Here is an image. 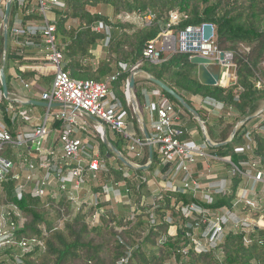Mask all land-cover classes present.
<instances>
[{
    "label": "built area",
    "instance_id": "built-area-1",
    "mask_svg": "<svg viewBox=\"0 0 264 264\" xmlns=\"http://www.w3.org/2000/svg\"><path fill=\"white\" fill-rule=\"evenodd\" d=\"M25 2L18 0L21 7ZM35 2L31 12H38L43 20L23 26L21 19H16L11 45L22 56L24 50L38 51L53 68L54 78L50 88L39 90L18 77L32 94L29 100L11 94L5 98L0 90V264H28L30 255L44 249L42 239L19 235L27 223L19 205L26 195L42 200L47 209H51V205L68 204L71 212L61 209L58 227L78 214L86 216L91 228L98 227L107 212H115L118 206L127 207L128 219L133 221L147 209L149 229L168 226L167 233L173 238L182 232L183 242L178 252L184 257L190 252L205 254L220 248L231 233L249 235L262 227L260 223L264 216H258L257 211L264 204V169L263 159L256 152L255 138L256 135L264 137V108L251 117L241 118L227 103L212 97H197L198 105L208 117L230 121L238 118L225 143L240 140L234 152L246 159L236 163L230 157H219L209 152L219 143L211 142L206 131L204 141H196V131L187 128V115L183 109L172 103L160 88L149 89V78L140 76V63L131 69V74L142 81L140 86H143V107L149 117V126L146 125L149 138L144 133L143 117L140 135L132 133L124 105L113 94V84L119 73L98 82L75 80L64 70V57L56 48V26L54 20L48 18V13L65 8L66 0ZM5 9L6 0H0V14ZM126 15L127 19L132 16ZM134 16L144 26H149L154 19L152 13L145 17L134 13ZM182 18L181 14L172 12L167 29L160 39L146 46L143 56L153 63L161 61L162 53L180 52L191 57L210 58L221 66L220 86L236 83V53L218 49L215 30L214 37L205 41L202 38L205 24L172 34L171 29L179 26ZM94 29L110 32L103 23ZM108 43L109 38L105 46ZM240 48L242 53L250 52L249 47L242 45ZM120 67L123 71L128 69L126 64ZM129 84L130 79L125 84L124 93L131 106L136 98ZM255 87L264 91V80L257 77ZM30 100L47 104L42 107L44 113L37 106L26 105ZM235 100H239L238 93ZM252 120L256 123L253 121V124ZM199 122L205 129V121ZM108 128L112 136L122 139L124 157L133 167L119 164L117 156L107 146L114 156L102 152L105 138L111 144ZM150 148L153 160L148 159L142 165ZM154 156L156 168L151 172ZM224 166L229 167L230 179L220 175V168ZM138 170L149 172L151 178L140 175ZM114 172L121 173L122 179L117 181ZM237 178L249 180L250 184H240L234 193L232 181ZM6 183L11 185L8 199ZM142 186H145L143 192H149L150 199L144 194L136 201L133 188L139 190ZM233 195L231 209L212 208L218 199ZM185 198L192 201L187 203ZM43 231L46 235L45 227ZM130 251L119 264H130Z\"/></svg>",
    "mask_w": 264,
    "mask_h": 264
},
{
    "label": "trees",
    "instance_id": "trees-1",
    "mask_svg": "<svg viewBox=\"0 0 264 264\" xmlns=\"http://www.w3.org/2000/svg\"><path fill=\"white\" fill-rule=\"evenodd\" d=\"M35 3V0H26L22 7L18 0L12 3L5 66L10 93L13 80L10 75L11 67L14 64L17 66L25 64L22 61L24 56L11 45V32L16 19H21L23 26L37 24L43 20L38 12H31ZM98 6L112 8L114 16L139 13L145 17L152 13L154 19L149 26L137 28L133 24L122 23L119 19L113 22L109 16L92 13L90 9ZM52 12L56 15L53 23L56 26V48L64 57V70L73 79L104 82L116 73L120 74L113 84V94L124 105L132 133H137L135 130L137 120L133 108L127 104L124 88L127 80L132 76L131 69L140 63L139 71L164 82L183 98L187 99L191 95L212 97L231 105L241 118L253 116L264 103V91L255 87L257 77L264 80V0H66L65 8L53 9ZM172 12L183 16L180 25L173 27L172 32L177 33L190 26L200 27L204 24L214 26L215 44L218 49L236 53V83L228 87L202 85L194 73L196 66L191 64L190 54L162 53L159 63H153L143 56L146 46L160 39L167 29ZM70 21L78 24L70 25ZM100 23L110 28V32L108 33L106 29L95 31L94 28ZM108 38L109 43L105 46ZM242 45L249 47L250 52L242 53L240 48ZM103 47L107 56L100 59L97 65L93 64L96 56L92 51ZM3 60L4 34L1 27L0 70ZM121 64L127 65V71L121 69ZM16 73L24 81H30L33 77V74L21 72L19 67ZM147 82L156 88L150 81ZM138 83L136 81L134 94L141 108L144 97ZM0 90H2L1 83ZM237 93L238 101L235 100ZM163 94L172 103L180 106L173 97L165 92ZM4 102L6 103V100ZM185 112L189 114L186 110ZM199 114L204 120L202 113ZM237 120L238 118L232 121L219 119L214 122L213 128H217L216 130L207 123L211 139L219 144L226 142ZM255 139L256 152L264 159V137L256 135ZM240 142L236 140L232 144L212 149L219 155L228 156L238 163L246 159L234 152L235 145ZM111 143L126 156L122 139L116 136ZM101 150L103 153L107 152L110 157L114 156L105 144L101 145ZM148 159L149 153L146 154L142 165H145ZM118 163L122 164L119 160ZM155 168L154 156L149 171L153 172ZM137 172L140 175L146 174L143 170ZM114 174L117 181L122 179L121 173L114 172ZM238 183L236 181L232 188L234 193L240 185ZM4 186L8 199L11 197V185L6 183ZM143 188L145 186L139 190L133 188L136 201L144 194L150 199L149 192H143ZM187 198H185L187 203L192 201ZM233 200L234 195L218 199L212 208L231 209ZM19 205L27 218L25 227L19 232L20 237L36 236L44 243V249L28 257V264H119L120 260L129 254V250H131L130 264H264V228H256L249 235L240 232L231 233L220 248L205 254L190 252L184 257L178 252L183 242L182 232L173 238L167 233L168 226L149 229L147 209L133 221L128 219L129 209L126 207L128 211L123 212L124 206H118L117 208L120 209L118 213L109 210L98 227L91 228L83 214L66 220L62 227H58L57 220L62 214L61 209L65 208L66 213L71 212L68 204L51 205V209H47L42 200L26 195ZM257 215L264 216V204L257 211ZM44 227L46 235H44Z\"/></svg>",
    "mask_w": 264,
    "mask_h": 264
},
{
    "label": "water",
    "instance_id": "water-1",
    "mask_svg": "<svg viewBox=\"0 0 264 264\" xmlns=\"http://www.w3.org/2000/svg\"><path fill=\"white\" fill-rule=\"evenodd\" d=\"M13 1L14 0L7 1L4 20H3L4 60H3V66L0 70V81H1L2 91H3L5 98H9V94H10L8 82H7V76L5 72V66H6V52H7L8 43H9L8 23H9V17H10ZM214 30L215 28L213 25L205 24L203 26L202 38L205 41H209L210 39H212V37H214ZM190 62L191 64L196 66V71L194 73L195 75H197L198 80L200 81L202 85L209 86V87H217V86L222 85L221 66L220 64L217 63L216 60L196 55V56L190 57ZM149 81L155 86H157L158 88H160L163 92L173 97L183 109H185L187 112H189L190 114H192L193 116H195L196 118L200 120V114L198 113V111L195 110L186 101V99L183 98L180 94H178L175 90H173L167 84H165L164 82L158 80L157 78L153 76H149ZM135 86H136V78L135 76H131L129 89L133 95H134ZM26 105L46 107L47 104L43 102H37L34 100H30L29 102L26 103ZM132 106H133V109L137 116L138 121L141 122V116L138 113V105L135 99H133ZM143 128H144V133H145L146 138H149V134H148L146 126L144 125ZM233 135H235V132L233 133ZM104 144L111 149V151L117 156L118 160L122 164L128 167H133L132 164L126 160L122 152H120L116 147H114L112 144L108 142L107 138H105ZM227 144L228 143H224L222 145H227ZM149 159L151 161L153 160L152 148H150V151H149Z\"/></svg>",
    "mask_w": 264,
    "mask_h": 264
},
{
    "label": "crops",
    "instance_id": "crops-1",
    "mask_svg": "<svg viewBox=\"0 0 264 264\" xmlns=\"http://www.w3.org/2000/svg\"><path fill=\"white\" fill-rule=\"evenodd\" d=\"M40 54H24L23 56V62L25 63L24 65L21 66H17L16 64H14L11 69H10V75L12 76V92L10 93L11 95H13L15 98L18 99H22V100H29L32 97V94L29 93L24 86L18 81V75L16 73V69L19 67V70L25 74H33V77L30 79V81H25L27 83H31L32 85H34L35 88L39 89V90H44V89H48L51 87L52 85V81L54 78V71L53 68L51 67V65L49 63L46 62V58H44L43 56H39ZM140 76L141 78H149V75L145 72L140 71ZM20 78V77H19ZM22 79V78H21ZM23 80V79H22ZM141 80V79H140ZM157 87V86H156ZM154 88L153 85L149 84V89L152 90ZM143 90V87H142ZM197 97H202V96H194L191 95L189 98L190 101L192 103H194V105L197 107V111L201 112L203 117L205 118L204 120L202 119L201 115H200V120L201 121H205V129L201 127L199 119L196 118H191L186 112L185 109H183L184 113L187 115V128L191 131H196V137L195 140L198 142L204 141V136H205V131L207 136L209 137V140H211V142L214 143H218L216 141H213L208 133L207 130V126L206 124L208 122L211 123V127H214V122L219 121V119L217 117L214 116H209L208 117V113L205 112L203 109H201V107L198 105V98ZM137 102V101H136ZM138 104V103H137ZM144 105V103H143ZM131 107L133 108V106L131 105ZM193 107V106H192ZM138 108L140 110V107L138 105ZM194 108V107H193ZM260 108H264V103ZM39 110H43L42 107L38 108ZM195 109V108H194ZM196 110V109H195ZM134 111V109H133ZM198 112V113H199ZM135 113V112H134ZM148 117V115H147ZM208 118V119H207ZM144 119V124L146 126V118L143 117ZM149 120V117L147 118ZM222 119V118H220ZM142 120V118H141ZM229 121V120H228ZM254 120H252L253 123ZM142 123V121H141ZM254 123H256V121H254ZM253 123V124H254ZM197 124V125H196ZM192 125H194L195 127L192 128ZM189 126H191V128H189ZM137 134V133H136ZM138 135V134H137ZM115 136L110 138V142H114ZM227 142V141H226ZM225 143V142H224ZM224 143H220L217 146H214L215 148L217 147H224L226 145H222ZM112 144V143H111ZM213 147V148H214ZM211 154L217 155L219 157H224L221 156L217 153L216 150L212 149L209 151ZM241 157V156H240ZM263 169H264V159H263ZM229 167L228 166H224L220 168V175L223 178L226 179H230L229 173H228ZM237 182H239L238 184H242V186H244V184H250L249 180H244V179H239V180H233L232 183L235 184ZM264 197V195H263Z\"/></svg>",
    "mask_w": 264,
    "mask_h": 264
},
{
    "label": "rangeland",
    "instance_id": "rangeland-1",
    "mask_svg": "<svg viewBox=\"0 0 264 264\" xmlns=\"http://www.w3.org/2000/svg\"><path fill=\"white\" fill-rule=\"evenodd\" d=\"M7 1L8 0H6V3H7ZM91 10V12L92 13H100V14H103V15H106V16H109L110 18H111V20L113 21V22H116V20H120L122 23H128V24H133L134 26H136L137 28H142V27H144V24L142 23V21L141 20H139L136 16H134V13H132V14H129V16H131V18L130 19H127L126 18V14H120V15H118V16H114V12H113V9L112 8H109V7H106V6H98V7H96V8H93V9H90ZM3 13L5 14V11L4 12H2V14H0V29H1V27H2V24H3ZM48 18H50V20H54L55 18H56V15L53 13V12H50V13H48ZM70 25H74V26H76L78 23L77 22H75V21H70V23H69ZM172 34H175L176 35V33L175 32H173ZM39 41V40H38ZM158 48L160 49L161 48V43H159L158 44ZM104 49H105V47H103V48H101V49H98V50H94V51H92V53L96 56L95 57V59H94V61L92 62L93 64H95V65H97L98 64V62H99V60L100 59H103V58H105L106 56H107V54H106V52L104 51ZM38 53V51H36L35 49H28V50H24V54H37ZM39 56H43V55H39ZM136 81H138L139 83H138V86L142 89V87L143 86H140V83H142V81L140 80V79H137ZM146 100L148 101L149 99H148V97H146ZM187 100V102L191 105V106H193L196 110H197V107L194 105V103H192L191 101H190V99H186ZM40 112L43 114L44 113V111L43 110H40ZM189 113V112H188ZM139 114H140V116L141 117H145L146 119V125L147 126H149V124H148V117H147V112L145 111V109H144V107H143V105L141 106V108H140V111H139ZM134 115H135V118H136V120H137V126H135V130L137 131V134L138 135H140V133H141V127H142V123L140 122V121H138V119H137V116H136V114L134 113ZM190 117L191 116H193L192 114H188ZM193 118L195 119V117L193 116ZM209 124H211L210 122H208ZM197 125V124H196ZM195 126L194 125H192V128H194ZM189 128H191V126H189ZM213 129H217V128H213ZM108 135H109V137H114V136H112V133H111V131H110V129L108 128ZM139 138H142V137H139ZM103 143V142H102ZM228 157V156H227ZM151 173V172H150ZM146 176L148 175L150 178H151V174H149V172H148V174L146 173L145 174ZM262 197H263V195H262ZM124 208H125V210L123 211V212H127L128 210L126 209V207L124 206ZM120 209L119 208H116V210H115V213H118V211H119ZM129 213V212H128ZM127 213V214H128ZM126 215V214H125ZM129 215V214H128ZM260 226H262L261 227V229L262 228H264V220L260 223Z\"/></svg>",
    "mask_w": 264,
    "mask_h": 264
}]
</instances>
